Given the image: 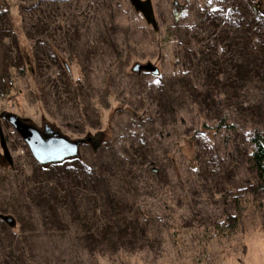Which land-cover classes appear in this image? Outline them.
I'll return each mask as SVG.
<instances>
[{
    "label": "rangeland",
    "instance_id": "1",
    "mask_svg": "<svg viewBox=\"0 0 264 264\" xmlns=\"http://www.w3.org/2000/svg\"><path fill=\"white\" fill-rule=\"evenodd\" d=\"M253 3L264 10V0H0V264H264V227L240 223L238 207L264 199L247 161L264 133ZM148 63L159 72L133 70ZM9 113L104 141L44 169ZM224 118L236 133L205 129ZM99 168L114 190L105 198Z\"/></svg>",
    "mask_w": 264,
    "mask_h": 264
},
{
    "label": "trees",
    "instance_id": "2",
    "mask_svg": "<svg viewBox=\"0 0 264 264\" xmlns=\"http://www.w3.org/2000/svg\"><path fill=\"white\" fill-rule=\"evenodd\" d=\"M249 8L253 11V14H255L257 17H261L264 18V10L261 7V4L258 3H253L252 5H249ZM151 12V11H150ZM152 16V17H149ZM149 16H147L150 21L152 23L155 22L154 16H153V12L149 13ZM178 50L180 51L181 55H182V50L178 47ZM178 57V56H177ZM182 57V56H181ZM180 58V57H178ZM69 71V70H68ZM207 73L208 70L206 71ZM70 73V71L68 72ZM188 77L190 78V84L192 86V88H194V86L196 87L197 84L195 85V77L194 76H190L188 75ZM220 85V81L218 80V78L212 74H208V83L206 85V97L209 101L213 100V101H217V99H219L220 97V92H218V86ZM197 88V87H196ZM204 126L205 129H216V130H221L222 128H225V126L229 129V133L230 134H234L237 131V127L234 124H231L229 122H227V118H224L217 126H213L212 124H209L208 122H204ZM107 134V132L105 133ZM103 133H100L98 136H94L95 138V143L97 144L96 147L100 146V144L104 141V138H102ZM93 142V143H94ZM250 142L252 144L251 146V152L250 154L247 155V161H248V171H250L254 177L257 180V184L259 185V187L261 188V195L264 198V133H260L257 132L254 136H252V138H250ZM92 143V144H93ZM94 143V144H95ZM77 158V157H76ZM74 159V158H72ZM71 160V159H70ZM67 161V160H66ZM65 161L61 162V163H53V164H48V165H41L42 168L44 169H48L51 165H60L63 164ZM97 174L96 177L97 180L99 179V181H97V185L100 183H104L105 184V194H104V198L111 192H114L113 188L110 186V183L108 182V180L104 177V174H107V171H103L102 168H99L98 170H96ZM247 203L249 201L250 204H247L246 207L244 208L242 205H238V207H240L239 209H243L245 210L244 212L248 211V214L244 217V220H239L240 223H246L245 220L248 218V220L251 222V224L255 223L257 225H261L262 227H264V199L262 200H246ZM116 200L113 199V203H115ZM117 209H119L118 206H116ZM120 212V211H119ZM118 214H122L123 213H118ZM121 215V216H122ZM230 226V224L228 225ZM171 227H173V225H171ZM172 231V236L176 242V244H179V239L177 236V231L175 229H171ZM129 230L128 229H124L119 236L121 237V242H119L116 252H120L123 250H127L126 245L127 242L125 241V238L128 236L129 237Z\"/></svg>",
    "mask_w": 264,
    "mask_h": 264
},
{
    "label": "water",
    "instance_id": "3",
    "mask_svg": "<svg viewBox=\"0 0 264 264\" xmlns=\"http://www.w3.org/2000/svg\"><path fill=\"white\" fill-rule=\"evenodd\" d=\"M133 70L136 72H141L142 70L154 73L159 72L158 68L152 63L136 64ZM8 116L15 129L30 147L35 159L42 165L61 163L79 157L81 146L86 143L94 142L95 140L92 136L72 140L49 125L41 129L37 125L27 122L15 114L9 113ZM2 146L7 157L8 150L4 141ZM3 218L8 221L11 226L15 224V219L13 217L5 216Z\"/></svg>",
    "mask_w": 264,
    "mask_h": 264
},
{
    "label": "built area",
    "instance_id": "4",
    "mask_svg": "<svg viewBox=\"0 0 264 264\" xmlns=\"http://www.w3.org/2000/svg\"><path fill=\"white\" fill-rule=\"evenodd\" d=\"M2 95H4V93Z\"/></svg>",
    "mask_w": 264,
    "mask_h": 264
}]
</instances>
